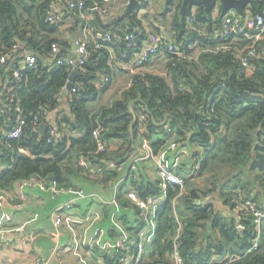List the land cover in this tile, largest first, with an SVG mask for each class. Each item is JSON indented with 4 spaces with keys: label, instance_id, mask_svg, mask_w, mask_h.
Returning <instances> with one entry per match:
<instances>
[{
    "label": "trees",
    "instance_id": "trees-1",
    "mask_svg": "<svg viewBox=\"0 0 264 264\" xmlns=\"http://www.w3.org/2000/svg\"><path fill=\"white\" fill-rule=\"evenodd\" d=\"M81 1L86 10L94 3H104ZM182 1L171 3L174 11L169 22L163 17L167 10L158 16L133 13L111 26H102L94 14L96 32L86 45L89 56L73 70L54 65L50 55L56 43L60 51L55 59L70 56V42L82 24L66 1L60 2L65 10L50 23V5L57 7L58 0H0V59L4 58L0 62V192H12L17 184L31 179L46 187L54 183L58 189L83 190L79 182L116 179L120 173L115 169H99L108 162L132 161L138 153V139L148 141L154 154L172 141L190 148L199 169L193 172L194 161L183 164L178 170L183 186L169 185L165 190L159 179L144 176L146 180H142L134 173L138 198L165 194L155 206L156 233L150 258L138 264H173L169 256L177 234L176 250L185 264L225 263L235 255L240 259L231 264H264V220L257 247L252 249L258 237L254 216L243 213L240 223L244 229L239 230L231 213L246 201L264 210V35L255 45V55L248 58L249 67H243L236 50L243 51L250 41L214 37L226 14L219 9L213 17L212 9L204 16L198 6L192 17L190 10L180 13ZM247 10L239 14L242 20L246 15L262 14L264 0H253ZM150 17L164 24L168 37L180 49L187 50L186 44L193 43L197 56L183 59L165 53L164 75L151 73L149 64L135 74L120 69L114 64L116 59L111 61V53L116 58L128 53L125 36L141 32L143 37ZM105 34L111 35V42L102 43ZM140 43L137 38L136 47ZM223 44L229 48L216 50ZM16 45L36 58L35 67L17 69L22 52L13 50ZM73 71L76 91L65 95ZM116 71L128 76L126 85L101 104ZM104 77L112 79L111 83H103ZM62 96L65 106H61ZM136 99L144 101L156 121L167 114V124L155 127L139 102L132 105L133 118L128 104ZM19 118L25 123L21 133L7 138L6 131ZM42 124L46 125L44 131H40ZM49 128L58 136L51 135ZM98 129L99 140L93 135ZM99 143L104 150H99ZM132 206L142 217L141 209Z\"/></svg>",
    "mask_w": 264,
    "mask_h": 264
},
{
    "label": "crops",
    "instance_id": "crops-1",
    "mask_svg": "<svg viewBox=\"0 0 264 264\" xmlns=\"http://www.w3.org/2000/svg\"><path fill=\"white\" fill-rule=\"evenodd\" d=\"M62 1L65 0H58V11L66 8L65 4L60 3ZM119 1L115 3L117 12L112 17L101 18L103 23L110 22L123 12L124 6ZM157 4L161 5L160 11L155 10ZM146 5L143 10L147 11L148 15L158 16L163 10L169 11L163 15L167 22L170 20L169 15L174 11L171 4L170 8V5H165V0H154L147 2ZM219 7L218 5L217 10L220 9ZM196 10L197 8L190 10V14H195ZM157 22L162 29L155 27L156 30L169 36L164 24ZM74 38L70 42V50L74 47ZM125 82H127L126 74L116 71L112 84L104 96L110 95L115 83L118 88L121 84L124 86ZM122 87L116 88L114 92ZM114 92L108 96L109 99ZM66 104L65 96H62L61 106ZM50 117H53V114ZM145 143L150 148L148 141L143 138L138 139V153L137 155L135 153L132 159V161L136 160L135 164L129 161L124 165L127 175L118 174L116 179L106 183L97 179L94 181L96 184L91 183L93 180L79 182L88 196L78 200L77 206L72 209L62 210L58 216L57 226L54 224L56 220L54 211L73 199L75 195L73 191L54 193L47 187L41 189L33 185L22 186L20 183L12 192H2L0 229L5 243L0 247V264H30L35 258L48 259L49 264H115L112 251L122 237L127 239L128 264H133L131 255L134 253V243L139 240L141 232L144 233L142 260H148L156 233L155 207L144 224L139 212H135L132 208L138 195L128 173L134 172L139 179L146 180L145 178L148 177L149 180L154 181L158 180L157 161L178 175L181 166L190 165V161L194 159H191L189 147H181L172 141L167 142L158 153L152 152L153 157L146 158L148 152L143 149ZM163 192L158 195L160 196L158 203L164 199ZM21 195L24 196V203L23 207L18 209L15 203ZM121 198L128 201L129 205L126 206ZM6 216L10 217L9 221L5 219Z\"/></svg>",
    "mask_w": 264,
    "mask_h": 264
},
{
    "label": "built area",
    "instance_id": "built-area-1",
    "mask_svg": "<svg viewBox=\"0 0 264 264\" xmlns=\"http://www.w3.org/2000/svg\"><path fill=\"white\" fill-rule=\"evenodd\" d=\"M67 3L68 9L72 11H76L81 19L82 24L80 26V29L78 31V36L74 38V47L70 50V56H64L61 58H56L55 55L60 51V46L56 43H54L51 46V59L54 61V65H66L70 69H77L80 66L84 64L85 59L88 58L89 53L86 49L87 41L88 39L94 38V34L96 32L95 26H94V14H98L100 19L106 18L109 11H112L113 13L117 10L115 5L112 7V5L108 6H100L97 3H94V5L86 10L84 7V3L81 0H65ZM128 0H123L122 5L126 6ZM50 11L48 13L47 21L50 23H53L55 21V18L58 16L57 7L55 4L50 5ZM141 9L137 14L138 15H145L144 10ZM87 11V12H86ZM218 10L216 9L212 15L215 17L217 15ZM56 13V15H55ZM152 16V15H149ZM192 21V18L190 19V22ZM148 24L153 25L154 27H157L158 29H162L161 25L158 24V22L153 18L150 17L148 19V22L144 24V31L145 34L142 37V33L136 34L130 33L125 36L124 40L126 42V50L127 52L122 53L119 58H116L114 54L111 53V61L115 60V63L120 69L123 71H127L130 74H135L143 70V68L146 65H151L152 63L159 61L164 63L166 59L165 53H171L175 54L179 58H192L196 57L197 53L194 49V44L188 42L186 44L187 50L180 49L179 46L175 45L174 42L163 32H155L151 30ZM264 35V12L262 14H258L255 16L246 15L244 20L230 16L229 14H226L221 30L214 32V37L219 38L220 40H227L229 37L232 38V42H235V40H248L250 41V45L245 47L242 50H236V56L238 60L240 61L241 65L243 67H249L248 64V58L255 55V45L258 41L261 40L262 36ZM102 35L98 33V37H101ZM137 38H141V43L139 48L136 47L137 44L135 42L137 41ZM112 37L110 34H105L101 41L102 43H109L112 41ZM96 46L100 47V44H96ZM229 47L226 45H222L216 48V50L220 49H228ZM22 46L16 45L13 47L14 51L22 52L21 54V61L19 63L18 70L24 69L26 67H35L36 65V58L26 51H22ZM132 51V52H130ZM187 51H190L187 53ZM130 52V54H129ZM110 61V63H111ZM0 62H4V58L0 59ZM18 70L15 71V73H18ZM112 79L109 77H104L103 83L109 84L111 83ZM74 87V86H73ZM66 88V87H65ZM76 90L72 88L69 92L64 94L67 95L69 93H74ZM25 123L24 121L19 118L17 120L16 125L11 129L10 131H6L5 136L7 138H15L17 137L24 127ZM50 134H56L54 129L49 128ZM99 132L100 129L96 130V132L93 134L94 138L99 140ZM57 135V134H56ZM143 149H145L148 153L146 155V158H150L152 155V150L149 148L146 143L143 146ZM99 150H104L103 144L99 143ZM193 164V172L197 171L199 169V162H195ZM136 160L132 161V163H135ZM126 163L116 164L114 162H108L103 168H100L99 171H105L109 169H115L120 174H126L124 165ZM2 168L0 167V172ZM130 179L132 182L136 181V176L134 175V172L128 173ZM157 176L160 181V186L163 190H165L169 185H178L180 187L183 186V179L174 174L172 171H170L163 163H159L157 161ZM22 186H38L41 189H46L45 185L36 179H31L29 181L21 183ZM52 192H61V191H73L74 197L70 201L66 202L62 206H59L55 209L54 215H56V220L54 224L57 226L59 224V213L66 209L70 210L73 207L77 206L78 200L87 197L88 195L81 189L79 190H64V189H58L54 183H52L49 187H47ZM164 193V192H163ZM2 192H0V204L2 201ZM160 199V196H149L145 199L136 198L134 200V204L141 209L142 211V217L144 220L147 221L149 218V215L152 213L154 207L157 205L158 201ZM24 203V196L21 195L18 202L15 203L16 208L21 209L23 207ZM231 213L233 214V217L237 219L236 228L239 230H243L244 226L242 223H240V219L242 217L243 213H251L254 216V222L256 224L257 234L258 237L255 239L252 249H255L257 247V240L259 238V230L261 221L264 220V210L257 209L255 205H253L250 201H246L240 204H237L232 210ZM5 219L7 221L10 220L9 216H6ZM148 227V225H145ZM146 229V228H145ZM2 230L0 229V247L5 243V240L2 238ZM144 233H140V238L137 242L134 243V253L131 255V259H133V264H138L142 261L143 254H144V244L142 241ZM178 235L174 239V250L172 253H170V259L173 261V264H185L180 257L179 253L177 252L176 248L178 246L177 238ZM127 239L121 238L119 242H117L113 248L112 251V258L116 260L117 264H128V256H129V249L126 244ZM251 250V249H250ZM250 252V251H249ZM240 257L235 255L232 257H228L227 262L224 263V260L220 262L219 264H231L237 260H239ZM30 264H49L48 259H40L35 258Z\"/></svg>",
    "mask_w": 264,
    "mask_h": 264
},
{
    "label": "water",
    "instance_id": "water-1",
    "mask_svg": "<svg viewBox=\"0 0 264 264\" xmlns=\"http://www.w3.org/2000/svg\"><path fill=\"white\" fill-rule=\"evenodd\" d=\"M174 0H165V5H170ZM219 2V3H218ZM253 2V0H183L182 1V8L180 13H184L188 10H193L194 8H198V6H201L203 9V15L207 16V14L214 9L217 5L220 6V11L223 15L227 14L228 12L234 11L237 14H242L244 10ZM147 3V0H128L127 5L125 6L124 12L118 16L113 21L102 24V26H111L117 23L118 21H121L123 19H126L128 16L132 15L133 13H138L142 8L144 4ZM76 38V36H75ZM76 74L75 71L71 73L70 79L67 82L65 93L69 92L73 88V79L74 75ZM141 103L144 106L145 112L147 115L150 116V119L155 127H163L167 124V114L163 116V119L161 121H156L154 117H152L147 105L144 103L141 99L131 100L129 101L128 108L130 113L132 114L133 118H136V115L133 112L132 105L134 103ZM46 128L45 124H42L40 126V131H44ZM58 136V134H57Z\"/></svg>",
    "mask_w": 264,
    "mask_h": 264
},
{
    "label": "rangeland",
    "instance_id": "rangeland-1",
    "mask_svg": "<svg viewBox=\"0 0 264 264\" xmlns=\"http://www.w3.org/2000/svg\"><path fill=\"white\" fill-rule=\"evenodd\" d=\"M116 1L117 0H105V1H103L104 3H103V5L104 6H108V5H112V7H114V5H115V3H116ZM152 1H154V0H147V2H152ZM123 2V0H120L119 1V3H122ZM219 3V2H218ZM218 6V5H217ZM217 6L214 8V10H213V12L216 10V9H218L217 8ZM160 7H161V5H159V4H157V7L155 8V10H158V11H160L161 9H160ZM195 9V8H194ZM248 7L245 9V12H248ZM117 12V10L113 13L112 11H109L108 12V14H107V17H112V16H114V14ZM147 12V11H146ZM146 12H144V14H146ZM228 14L230 15V16H233V17H237V18H240V15L239 14H237L236 12H234V11H231V12H228ZM247 14V13H246ZM195 14H190V16H194ZM241 19V18H240ZM189 26H191V24H189ZM149 71L151 72V73H155V74H157V75H164V69H163V63L162 62H159V61H156V62H154V63H152L151 64V67H150V69H149ZM126 78L128 79V76H126ZM117 83H115L114 85H113V87H112V89H111V92H110V95H108V94H106L102 99H101V104H105V103H107L109 100H107V99H109V97L108 96H111L112 95V93L114 92V90L117 88V85H116ZM125 85H126V82H125ZM124 85V86H125ZM123 86V84H121L118 88H120V87H122ZM123 86V87H124ZM122 87V88H123ZM117 88V89H118ZM118 90H116L115 92H114V94L117 92Z\"/></svg>",
    "mask_w": 264,
    "mask_h": 264
},
{
    "label": "flooded vegetation",
    "instance_id": "flooded-vegetation-1",
    "mask_svg": "<svg viewBox=\"0 0 264 264\" xmlns=\"http://www.w3.org/2000/svg\"><path fill=\"white\" fill-rule=\"evenodd\" d=\"M171 7V5L169 6V8Z\"/></svg>",
    "mask_w": 264,
    "mask_h": 264
}]
</instances>
